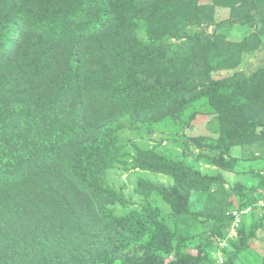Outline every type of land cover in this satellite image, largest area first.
<instances>
[{
    "label": "trees",
    "instance_id": "16d2710c",
    "mask_svg": "<svg viewBox=\"0 0 264 264\" xmlns=\"http://www.w3.org/2000/svg\"><path fill=\"white\" fill-rule=\"evenodd\" d=\"M261 200L264 0H0V264H264Z\"/></svg>",
    "mask_w": 264,
    "mask_h": 264
},
{
    "label": "clouds",
    "instance_id": "9594fccd",
    "mask_svg": "<svg viewBox=\"0 0 264 264\" xmlns=\"http://www.w3.org/2000/svg\"><path fill=\"white\" fill-rule=\"evenodd\" d=\"M261 202L264 203L262 200H261ZM238 213H239V212H238ZM233 215H234V217H236V214H235L234 212H233ZM239 215H241V214L239 213ZM239 223H240V219H239V222H238L237 224H235V218H234L231 227H232V228H235Z\"/></svg>",
    "mask_w": 264,
    "mask_h": 264
},
{
    "label": "built area",
    "instance_id": "2783aa9c",
    "mask_svg": "<svg viewBox=\"0 0 264 264\" xmlns=\"http://www.w3.org/2000/svg\"><path fill=\"white\" fill-rule=\"evenodd\" d=\"M234 213L236 214L235 224H237L239 222L240 216H239V213L238 212L234 211Z\"/></svg>",
    "mask_w": 264,
    "mask_h": 264
},
{
    "label": "rangeland",
    "instance_id": "374dc122",
    "mask_svg": "<svg viewBox=\"0 0 264 264\" xmlns=\"http://www.w3.org/2000/svg\"><path fill=\"white\" fill-rule=\"evenodd\" d=\"M251 69H252V68H251ZM196 129H197L198 131H204L205 128H204L203 126L200 125V126H198V128H196Z\"/></svg>",
    "mask_w": 264,
    "mask_h": 264
}]
</instances>
